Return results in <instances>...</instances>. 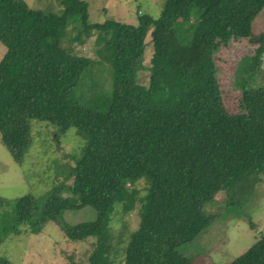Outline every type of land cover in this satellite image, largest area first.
I'll return each instance as SVG.
<instances>
[{
  "label": "trees",
  "instance_id": "obj_1",
  "mask_svg": "<svg viewBox=\"0 0 264 264\" xmlns=\"http://www.w3.org/2000/svg\"><path fill=\"white\" fill-rule=\"evenodd\" d=\"M55 1L41 9L0 0V138L17 163L31 144V120L56 126V138L74 126L85 145L70 155L74 166L61 168L72 184L39 197H0V239L20 224L38 233L53 221L70 239L95 237L88 264H196L179 247L215 220L218 212L206 207L218 192L224 206H243L264 174V78L257 82L264 29L251 30L264 0H163L157 17L141 14L137 24L90 22L87 0ZM92 37L94 56L65 47ZM240 38L255 46L238 61L245 73L230 112L214 55ZM146 67L148 83H139ZM139 179L147 182L137 198L139 226L115 247L114 205L134 208L126 183ZM85 206L95 209L93 220H64L65 211ZM0 264L11 263L0 257ZM227 264H264V232Z\"/></svg>",
  "mask_w": 264,
  "mask_h": 264
},
{
  "label": "rangeland",
  "instance_id": "obj_2",
  "mask_svg": "<svg viewBox=\"0 0 264 264\" xmlns=\"http://www.w3.org/2000/svg\"><path fill=\"white\" fill-rule=\"evenodd\" d=\"M24 1L31 8L56 7L55 0ZM87 1L90 22H102L113 18L132 24H137L138 16L144 13L157 17L163 3V0ZM263 29L264 9L254 17L251 23L253 34ZM93 41L94 37L78 44L67 39L65 47L79 55L94 56ZM146 42L144 63L149 66L153 51V43L149 35ZM254 46L246 38L231 40L227 45L220 46L214 55L221 99L224 107L230 112H235L237 109L240 84L245 73L242 68L239 70L241 66L238 61L244 54L251 53ZM5 50V46L0 42V59ZM148 78L149 70L146 67L140 72L138 82L147 84ZM262 78H264V54L261 57L257 82H261ZM30 125L31 144L20 163L13 160L0 138V197L7 202L24 194L34 197L42 196L54 185L63 181L66 184H72L73 178L66 180L61 168L67 169L69 165L74 166L75 160L70 155L79 154L85 145V139L74 126L69 127L56 138L54 137V134L58 132L56 126L34 120L30 121ZM261 152L264 155V142ZM146 186L145 179L126 183L128 195L135 202L132 210L124 211L121 204L114 205L109 224L115 247L122 248L128 232L139 226L141 206L137 198L146 192ZM67 194L64 192V195ZM224 204L223 194L218 192L215 203L206 207V211L210 213L218 212L215 220L203 234L179 247V250L186 255H196V264H227L246 250L258 238L260 232H264V174L254 185L249 200L243 206L233 209ZM4 208L7 210V207L4 206ZM244 212L250 217L251 226L248 220L243 219ZM5 213L8 219L9 213ZM63 217L68 223L77 224L93 220L96 217V211L90 206H85L67 210ZM17 228L18 232L10 231L0 239V257L11 264H88L89 254L96 242L94 236L82 240L70 239L53 221H47L38 233L28 232L21 224ZM118 239L123 240L118 243ZM121 257L122 255H119L117 259Z\"/></svg>",
  "mask_w": 264,
  "mask_h": 264
}]
</instances>
